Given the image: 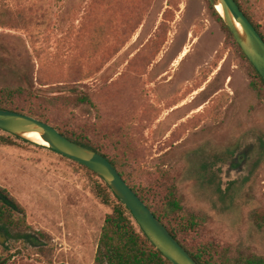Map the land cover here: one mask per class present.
<instances>
[{"label":"rangeland","instance_id":"374dc122","mask_svg":"<svg viewBox=\"0 0 264 264\" xmlns=\"http://www.w3.org/2000/svg\"><path fill=\"white\" fill-rule=\"evenodd\" d=\"M251 2L264 34V0ZM18 88L59 126L116 146L155 209L175 191L188 248H211L217 264L264 257L254 221L264 213V94L208 0H0V91ZM13 140L0 144V188L24 212L16 233L34 243L0 229V260L94 264L113 212L97 179ZM243 147L235 178L228 166Z\"/></svg>","mask_w":264,"mask_h":264},{"label":"trees","instance_id":"16d2710c","mask_svg":"<svg viewBox=\"0 0 264 264\" xmlns=\"http://www.w3.org/2000/svg\"><path fill=\"white\" fill-rule=\"evenodd\" d=\"M235 1L256 28L261 37L264 39V34L261 30L260 24V13L254 7L251 0ZM208 2L212 16L222 24L223 28L227 31L229 37L236 46L240 56L248 64L254 77V87L259 92L264 94L263 78L249 62L240 46L234 39L233 35L218 14L217 10L211 4L210 0H208ZM34 99L33 96L21 88L15 90L4 89L0 91V108L30 115L34 118L42 120L55 127L61 134L70 140L102 154L113 164L123 179L146 203V205L153 211L155 216L168 229L170 234L176 240H178V242L198 264H217V262L214 260V255L211 251V248L205 247L190 249L182 242L181 236L186 234L185 231L187 226L184 225V221H181L179 220L180 218H178V213L182 210V208L179 200L176 198L175 191H170L168 195L165 196L164 203L161 205V207H159L160 209H155L148 201V190L142 186L136 185L125 173L126 162L124 160V156H121L118 153V148L116 146H114L112 143L107 144L108 146H102L97 141L89 138V136L81 128H75L73 131H68L65 128L59 126L51 118L50 113L47 112V110H44L42 106L37 105L39 103L33 101ZM78 101L84 104H90L92 107L97 109V106L93 103L88 95L80 96ZM14 138L22 140L21 138L0 129V144L13 145ZM63 158L68 159L66 157ZM70 161L97 179L95 186L96 195L104 205L110 206L113 211L105 219L94 264H172L150 242L134 218L133 214L114 194L108 184L89 168L73 160ZM254 221L258 228H264V213L256 212ZM192 223L193 221L190 222V225ZM21 225L26 226L22 208L9 193L0 188V229L5 230L9 238H12L13 241L21 239L28 242V232L16 233L17 228H20ZM6 263L7 260H0V264ZM223 264H264V257H241L237 260L231 261L228 259L227 262Z\"/></svg>","mask_w":264,"mask_h":264},{"label":"water","instance_id":"95a60500","mask_svg":"<svg viewBox=\"0 0 264 264\" xmlns=\"http://www.w3.org/2000/svg\"><path fill=\"white\" fill-rule=\"evenodd\" d=\"M210 2L264 80V39L235 0ZM0 129L46 147L95 172L129 209L150 242L164 257L172 264H198L102 154L70 140L50 124L16 111L0 108ZM34 134H38L42 142L36 140ZM6 240L5 232L0 231V244H4Z\"/></svg>","mask_w":264,"mask_h":264},{"label":"flooded vegetation","instance_id":"af4514ba","mask_svg":"<svg viewBox=\"0 0 264 264\" xmlns=\"http://www.w3.org/2000/svg\"><path fill=\"white\" fill-rule=\"evenodd\" d=\"M245 147L241 148L236 152L235 157L233 158V162L229 163L227 174L236 177H239L242 173L245 172L246 165L248 163V156L245 154ZM225 167H223V172L225 171ZM226 175L225 177H227ZM31 243H34L32 238L29 239Z\"/></svg>","mask_w":264,"mask_h":264},{"label":"bare ground","instance_id":"6f19581e","mask_svg":"<svg viewBox=\"0 0 264 264\" xmlns=\"http://www.w3.org/2000/svg\"><path fill=\"white\" fill-rule=\"evenodd\" d=\"M218 9L221 10L220 7H218ZM33 137H34L36 140L42 142V139L40 138V136H39L38 134H34Z\"/></svg>","mask_w":264,"mask_h":264}]
</instances>
